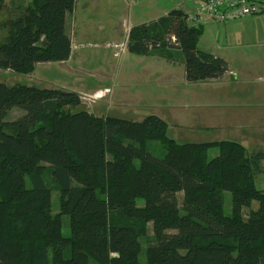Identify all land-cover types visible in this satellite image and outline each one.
Masks as SVG:
<instances>
[{"label":"trees","instance_id":"trees-1","mask_svg":"<svg viewBox=\"0 0 264 264\" xmlns=\"http://www.w3.org/2000/svg\"><path fill=\"white\" fill-rule=\"evenodd\" d=\"M75 5L0 0V69L28 74L69 60ZM202 32L174 9L132 26L128 51L179 49L188 82L222 77L228 63L199 48ZM81 105L76 91L0 83V264H142L143 256L145 264H264V190L256 184L263 151L233 140L180 143L158 115L100 117L73 110ZM15 107L25 113L10 121ZM212 147L219 155L209 158ZM253 200L258 208L246 213Z\"/></svg>","mask_w":264,"mask_h":264},{"label":"rangeland","instance_id":"rangeland-1","mask_svg":"<svg viewBox=\"0 0 264 264\" xmlns=\"http://www.w3.org/2000/svg\"><path fill=\"white\" fill-rule=\"evenodd\" d=\"M174 9L195 11L189 0H76L74 11L67 19L73 50L70 59L38 64L28 74L0 69V83L84 92L108 89L95 99L86 94L87 99L82 98V105L73 110L84 108L96 116L134 121L154 114L166 120L169 136L180 143L233 140L246 146L249 153L264 151V146L248 140L246 124L235 126L233 120L237 113H246L248 90L264 82V6L257 14L226 22H216L201 12L203 32L199 48L226 60L229 71L222 77L170 84L164 69L185 70L184 55L179 49L160 48L144 54L125 50L115 56V48L110 45L126 43L130 27L156 20ZM191 91L199 93L201 98L204 96L206 106L191 105L193 97L187 96ZM24 113L15 107L7 119L14 120ZM7 132L14 133L11 128ZM148 145L156 156L164 154L159 141H149ZM217 155L219 148H210L209 158ZM256 184L264 190V163L256 173ZM183 195L179 193L180 205ZM138 202L144 205L143 200ZM52 203L54 212H58L57 190L53 192ZM258 206V201L253 200L246 213ZM232 211V194L225 191L224 213L231 215ZM63 233L70 234L68 216L63 219ZM152 233L150 224L149 236ZM145 262L143 256L142 264Z\"/></svg>","mask_w":264,"mask_h":264},{"label":"crops","instance_id":"crops-1","mask_svg":"<svg viewBox=\"0 0 264 264\" xmlns=\"http://www.w3.org/2000/svg\"><path fill=\"white\" fill-rule=\"evenodd\" d=\"M164 73L166 75L167 82H169L170 84H175L178 81L187 83L186 70L181 69L176 71L175 68L170 67L168 69H164ZM189 83H197V82H189ZM105 90L98 88V89H94L93 91L84 92L82 90L77 91L74 89V91L80 94H84V95L88 94L90 96H94V94L99 92H101V94L103 95L105 93ZM102 95L100 97H102ZM175 96H178L177 98H182L180 94L178 95L176 94ZM187 96L193 97V100L190 101L191 105L197 107L206 106L205 103L206 98L204 96L201 98L199 93H194L191 91V93H188ZM236 101L239 102V100ZM185 102H187V100ZM238 106L243 107V105H238ZM246 107H247L246 113H237L233 117L235 126L242 127L243 126L241 125L242 123L246 124L245 129L248 131V136H247L248 140H250V142L254 140L257 145L264 146V82H262V84L259 85H254L248 90ZM175 114H178V111H175ZM192 119L195 120V117L192 116ZM228 124L229 122L224 123L223 126H227Z\"/></svg>","mask_w":264,"mask_h":264},{"label":"built area","instance_id":"built-area-1","mask_svg":"<svg viewBox=\"0 0 264 264\" xmlns=\"http://www.w3.org/2000/svg\"><path fill=\"white\" fill-rule=\"evenodd\" d=\"M136 1V0H132ZM187 1V0H185ZM191 5L195 8L189 9L186 12L187 20L193 24H202L203 17L201 12L207 14L208 18L216 22H226L242 18L247 15L257 14L262 11L264 6V0H189ZM131 30V27L128 31ZM109 46V45H108ZM115 48V56H119L122 51H128V41L126 43H114L110 45ZM74 47V45H73ZM108 91V89H106ZM101 92L90 96L92 98L100 97ZM83 99H87V96L81 94Z\"/></svg>","mask_w":264,"mask_h":264}]
</instances>
